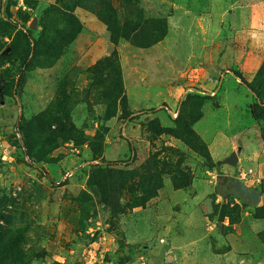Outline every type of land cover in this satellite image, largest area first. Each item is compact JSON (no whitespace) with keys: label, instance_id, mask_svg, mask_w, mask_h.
<instances>
[{"label":"rangeland","instance_id":"rangeland-1","mask_svg":"<svg viewBox=\"0 0 264 264\" xmlns=\"http://www.w3.org/2000/svg\"><path fill=\"white\" fill-rule=\"evenodd\" d=\"M102 2L0 0V264H264V0Z\"/></svg>","mask_w":264,"mask_h":264},{"label":"trees","instance_id":"trees-1","mask_svg":"<svg viewBox=\"0 0 264 264\" xmlns=\"http://www.w3.org/2000/svg\"><path fill=\"white\" fill-rule=\"evenodd\" d=\"M112 1L114 0H103V6L97 7V6H93L92 9L93 11L97 14V16L106 23V25L108 26L111 35L113 37L114 40H119L120 37H127L126 34L128 32H125L124 29L126 28V25L121 24V22H119L118 20H116V17L118 16ZM71 10L66 8V12L67 14H71ZM70 16V19H73L74 21V25L79 24L77 18L75 16ZM78 23V24H77ZM166 30L165 26L162 27L161 32L158 34L157 38L155 39V41L162 39L165 35H166ZM79 29L75 32V35H73V37L76 36V34L78 33ZM31 33H34V30L30 29ZM110 59V58H107ZM235 75L237 77H239L241 79V81H243L248 88H250V84L246 82V79L244 78V76L242 75V73L238 70L234 71ZM195 122V120H191L189 122V126H188V130L190 133H192L194 136H196V138L198 139L199 137L195 134L194 129H192V124ZM220 174V178H219V182L216 185V192L223 195L224 197L228 196L230 193L232 192H236L234 189V183H232L234 178H229L226 177V175H224L221 171L219 172ZM227 182L226 184L223 185V183ZM237 193V192H236Z\"/></svg>","mask_w":264,"mask_h":264},{"label":"water","instance_id":"water-1","mask_svg":"<svg viewBox=\"0 0 264 264\" xmlns=\"http://www.w3.org/2000/svg\"><path fill=\"white\" fill-rule=\"evenodd\" d=\"M32 28H35V26L32 25ZM241 149H242V147L240 146L238 151H241ZM238 151H233L225 159V162L230 164V165L236 166L239 162ZM232 183L235 184L234 189L243 198V200H245L248 203L258 204L260 197H259V194L255 190H253V189L247 187L246 185L240 183V181L237 178H234Z\"/></svg>","mask_w":264,"mask_h":264}]
</instances>
